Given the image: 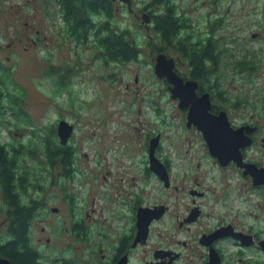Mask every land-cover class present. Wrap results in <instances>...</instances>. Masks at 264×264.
I'll return each mask as SVG.
<instances>
[{"label":"rangeland","instance_id":"1","mask_svg":"<svg viewBox=\"0 0 264 264\" xmlns=\"http://www.w3.org/2000/svg\"><path fill=\"white\" fill-rule=\"evenodd\" d=\"M143 1L132 0V10L118 2L116 15L120 26L131 27L139 38L142 60L106 67L94 58L95 50L66 37L60 17L52 20L55 11L49 15L48 10L54 8V0H0V43L5 41V45L0 44V54L6 66L13 65L14 77L26 88L24 112L40 131L48 124L57 130L61 119L75 126L79 172L74 181L66 184L70 192L77 194L78 203L72 209L58 181L53 183L48 175L46 210L33 219L35 245L50 257H75L80 264H104L112 256L117 239L130 233L135 207L156 202L180 207L189 202L185 192L193 187L207 192L197 201L210 213L200 228L206 226L207 220L208 224L231 220L245 228L257 225L264 234V189L254 186L237 166L219 164L210 154L202 132L195 126L187 127V113L181 112L178 99L171 97L169 82L155 75L157 54L152 52L151 43L161 48L166 45L150 37L154 28L142 19ZM179 2L181 9L193 17L198 32L214 30L218 39L225 36L226 43L239 56L248 46L252 48L248 55L255 54L257 61H263L256 77L242 76L234 68L233 59L224 55L219 72L226 78L221 75L219 83L230 95L225 106L218 97L216 102L228 112L236 128L244 123L257 126L260 142L248 151L244 149V153L249 161L264 166V147L260 145L264 144V0H221L222 7H212V0ZM217 11L226 17L223 26L208 22ZM256 33L259 34L251 36ZM167 51L168 57H178L177 51ZM50 64L62 71L65 82L70 81L61 95L56 94ZM179 69L189 74L183 61ZM156 108L161 110L158 114ZM2 123L5 122L0 119L2 138L6 140L13 137L26 142L34 133L28 122L18 129ZM157 136L161 140L157 155L170 163L174 184L184 188L178 192L165 190L153 173L147 175L145 171L147 161L149 168L150 141ZM25 161L34 179V162ZM54 178H58L57 174ZM52 207H58V212ZM7 222L0 212V226ZM76 223L90 230L89 234L80 232L77 236L73 228ZM141 258L142 249H137L132 252L131 263Z\"/></svg>","mask_w":264,"mask_h":264},{"label":"trees","instance_id":"2","mask_svg":"<svg viewBox=\"0 0 264 264\" xmlns=\"http://www.w3.org/2000/svg\"><path fill=\"white\" fill-rule=\"evenodd\" d=\"M118 2L121 1L54 0V8L48 12L52 15L50 13L55 11L52 20L54 17L55 19L60 17L61 29L64 28L62 32L67 38L79 46L87 45L95 50L94 58L101 64L104 63L106 67L139 62L142 60L139 38L131 27L120 26L121 22L116 19ZM211 5L222 7L221 0H212ZM182 6L179 0L143 1L142 11L151 17L147 25L151 23L154 28V33L150 37L166 45L161 48L158 43L157 45L151 43L152 52L157 55L158 52L166 54L167 48L177 51L178 57H173L178 74L186 79L191 77L197 80L200 84L197 92L209 91L211 97L213 95L215 98L214 108L218 107L216 97L223 102L221 105L225 106V99L230 94L219 83L222 77L226 78L219 72L223 56L233 59L232 64L240 75L249 77H256L262 69L263 61H257L255 54L248 55L249 51L252 52V48L248 46L239 56L236 50L226 43L225 36L220 37L223 39L221 45L214 30L205 34L198 32L193 17L188 16L187 10L181 9ZM226 21V17L218 11L208 19L209 24L216 27L223 26ZM262 29L264 30V24ZM0 44L5 45V41L2 40ZM182 61L188 66L189 74L179 69ZM11 66L13 67L11 64L6 66L0 54V119L16 125L17 129L28 122L32 125L34 133L26 142H22L13 137L10 140L3 139V132L0 129V212L8 219L6 224L0 226V252L13 264H80L75 257L53 258L49 255L44 257L43 251L35 245L33 236V219L46 210L44 193L48 189L46 185L48 175V178L53 179V183L58 181L72 209L78 203L77 194L70 192L66 184L67 181H74L79 172L76 166L78 147L73 138L75 132L68 143L62 144L55 126L48 124L44 131H40L41 128L24 112L27 91L14 77ZM49 69L51 74L53 73L56 94L59 95L68 89L70 81L65 82V75L52 64ZM165 81L168 83L167 79ZM234 98L241 99L240 96ZM261 99L264 100V95ZM156 110L157 114L161 111L160 108ZM5 123H2V126H5ZM158 149L160 153L161 144ZM26 159L34 162V179H31L33 172ZM145 171L147 175L152 174L148 168V161ZM55 174L58 178H54ZM33 191L37 194L34 195ZM2 227L4 230H1ZM73 228L77 236L80 232L87 235L90 231L79 223ZM86 240L89 242V239Z\"/></svg>","mask_w":264,"mask_h":264},{"label":"flooded vegetation","instance_id":"3","mask_svg":"<svg viewBox=\"0 0 264 264\" xmlns=\"http://www.w3.org/2000/svg\"><path fill=\"white\" fill-rule=\"evenodd\" d=\"M168 88L170 89V85H168ZM203 93L201 90L198 92L199 95ZM211 98V112L217 115L223 110V107L218 105V107L214 108L215 98L213 95ZM180 109L181 112L188 113V108ZM243 125L251 124H241V126ZM257 131L258 128L251 134L254 138V144L250 148L260 142V138L256 135ZM260 145L264 147L263 143H260ZM158 150L157 153H159ZM245 150L248 151V149ZM163 161L170 169V163L168 161L167 163L165 160ZM230 165L235 164L232 163ZM259 187L264 189L263 186ZM171 189L178 192L184 188H181L177 183L174 184V181L171 180V186L165 187V190ZM163 192L164 190L162 191V195ZM185 193L190 200L189 202L179 204L180 207L178 205L177 207L172 206L166 202L142 205L150 208L157 205L165 206L162 217L151 222L147 241L136 247L133 246L132 243L137 232L136 214H133L134 223L130 227V233H128V236L121 235L117 239L113 247L112 256L104 264H117L124 255H128L129 263L132 264V252L137 249H142V258L136 264H264V234L262 230L257 229V225L245 228L231 220L217 223L210 222L209 224L207 220L205 222L206 226L200 228L204 225L199 224H203L208 216H210V213H206L203 205L197 201L205 197L207 192L198 187H193L186 189ZM140 206L134 208L135 212ZM54 208L58 207H52V210ZM74 226H77V223ZM221 227H228V231L230 232L241 233L244 241L232 236L216 235ZM150 240L153 242H150ZM43 255L45 257L44 253ZM102 257L106 258V255L102 254ZM192 258L194 261H191Z\"/></svg>","mask_w":264,"mask_h":264},{"label":"water","instance_id":"4","mask_svg":"<svg viewBox=\"0 0 264 264\" xmlns=\"http://www.w3.org/2000/svg\"><path fill=\"white\" fill-rule=\"evenodd\" d=\"M120 1L126 3L128 8L132 10V0ZM142 19L146 23H149L151 17L145 13ZM256 35L253 34V37ZM154 70L160 79H167L170 83L171 97L178 99L179 108H188L187 127L191 128L195 126L202 132L210 154L217 159L219 164L222 167H227L234 163L235 166L242 170L244 176L251 178L254 186L264 187V166L248 161L244 153V149L254 144V138L251 134L257 128L252 125H243L236 128L231 123L226 110H221L217 115L212 113V98L210 92L206 91L199 95L197 92L199 82L195 79H185L178 74L174 57H168L165 53H159L155 57ZM74 130L75 126L67 120L60 121L57 131L62 144L68 143ZM160 141V136L150 141L148 153L149 169L168 188L171 186V176L167 165L157 155ZM164 209V205H157L153 208L145 206L138 207L136 214L137 232L132 243L134 247L142 243L144 244L147 241L151 222L160 219ZM53 211L58 212V208H54ZM219 229L216 233L218 236H232L236 239H244L241 233L228 231V227H221ZM0 264L13 263L0 252ZM117 264H130L128 255H124Z\"/></svg>","mask_w":264,"mask_h":264}]
</instances>
